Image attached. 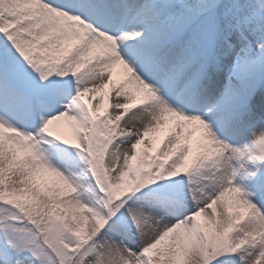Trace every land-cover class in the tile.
Instances as JSON below:
<instances>
[{"label": "snow or ice", "instance_id": "snow-or-ice-1", "mask_svg": "<svg viewBox=\"0 0 264 264\" xmlns=\"http://www.w3.org/2000/svg\"><path fill=\"white\" fill-rule=\"evenodd\" d=\"M0 264H264V0H0Z\"/></svg>", "mask_w": 264, "mask_h": 264}, {"label": "rangeland", "instance_id": "rangeland-1", "mask_svg": "<svg viewBox=\"0 0 264 264\" xmlns=\"http://www.w3.org/2000/svg\"><path fill=\"white\" fill-rule=\"evenodd\" d=\"M260 100V99H259ZM66 130V129H65Z\"/></svg>", "mask_w": 264, "mask_h": 264}, {"label": "bare ground", "instance_id": "bare-ground-1", "mask_svg": "<svg viewBox=\"0 0 264 264\" xmlns=\"http://www.w3.org/2000/svg\"><path fill=\"white\" fill-rule=\"evenodd\" d=\"M67 130V129H66Z\"/></svg>", "mask_w": 264, "mask_h": 264}]
</instances>
